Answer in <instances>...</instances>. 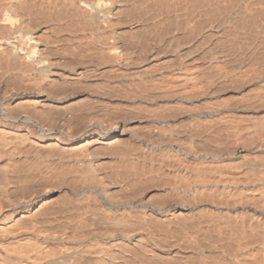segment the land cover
Returning a JSON list of instances; mask_svg holds the SVG:
<instances>
[{
	"label": "rangeland",
	"instance_id": "374dc122",
	"mask_svg": "<svg viewBox=\"0 0 264 264\" xmlns=\"http://www.w3.org/2000/svg\"><path fill=\"white\" fill-rule=\"evenodd\" d=\"M19 1L25 7L22 16L24 15L30 27L27 36H33L31 37L33 42L36 40L34 44L38 49L41 48L40 56L48 58L49 63L59 65L58 67L66 71L64 74L62 71L58 72L60 74L57 73L53 78L57 77L58 84L48 85L45 88L46 90L52 88L49 92L59 98L69 97V103H64L60 107L45 104L39 109L44 116L47 114L46 118L56 119L71 127V134H78L81 124L88 123L89 133L86 141L72 147V163L68 164L67 157L63 158L61 152L47 143L45 150H48L43 156L47 159L46 162L49 160L51 163L50 175H47L43 185L56 187L63 180L65 172L74 171L73 175L70 174L72 177L76 176L75 172H79L77 175L83 176L81 179L84 180L75 178L74 183H69L72 188H77L81 184L94 188L100 184L90 176L95 171L94 173H99L108 186L116 184L114 194L122 198L137 195L136 200L141 202H136L137 209L141 210V205L148 202L152 212L147 218L156 247L154 246V252L148 259L143 260L138 256L142 260L139 258L134 260L135 262L129 261L128 264L246 262L248 255L245 251H242V254L235 253L236 246L246 243V234H238L239 244L234 245L238 243L235 239L218 235L216 224L220 221L226 222L228 219L233 220V216L240 214L247 223L255 225V229L262 232L264 190L251 189L250 197L243 206L226 207L224 204H218L222 200L219 196L221 183L218 190L212 186L219 183L223 169L220 171V168L217 170L205 168L202 163L207 158L210 161L216 157L223 158L224 155L223 159L241 155L243 147H247L249 143L238 138L237 127L249 116L259 118L260 115H264V98L261 96L264 93V0H101L106 2L103 3V7L101 6L102 9L99 8L100 15L107 17L110 13L111 18V20L100 18L102 24L98 21L100 19L90 10L83 9L81 5L84 2L92 4L95 0H40L41 2L35 0L37 3L34 0ZM34 16L35 18H32ZM115 44L125 55V61L124 57L119 55L113 57L111 52L109 53L108 50L111 51ZM0 60V81L3 80L1 76L6 79L4 80L6 83L11 79L17 80L20 77L19 65L13 63L15 66H7L5 61L1 58ZM68 72H72L70 76L67 75ZM176 74L192 76L196 85L178 82ZM66 75L70 78L67 81L63 79ZM214 80L218 83H213ZM216 87H220V90L218 91ZM222 102L224 104H221ZM218 107L220 110L217 109ZM53 111H56V114L52 113ZM202 111L204 113H201ZM232 124L234 126H231ZM106 129L112 132L113 137L106 143H99L96 139L97 135ZM214 138L220 139L217 141ZM83 143L87 145V157L90 155L88 158L91 157V160L97 162L94 163L93 168L91 167L93 170H89L86 174L73 163L77 156L76 149L84 145ZM228 145L232 150H229ZM250 145L254 146V144ZM207 153L214 154L210 156ZM261 155L264 157V148L257 146L250 157L251 162L260 161ZM131 161L133 163H130ZM59 171L62 172L61 175ZM87 175L90 179L86 178ZM189 178H192V181ZM194 186L199 188L205 186L207 191L197 190ZM227 191L232 190L227 188ZM57 197L58 195L55 194L52 201L57 200ZM259 210V213L263 214H259L258 217L255 211ZM242 242L243 244H240ZM143 250L144 248L139 247L136 253ZM259 256L253 255V259H257L256 263L262 264V258Z\"/></svg>",
	"mask_w": 264,
	"mask_h": 264
},
{
	"label": "bare ground",
	"instance_id": "6f19581e",
	"mask_svg": "<svg viewBox=\"0 0 264 264\" xmlns=\"http://www.w3.org/2000/svg\"><path fill=\"white\" fill-rule=\"evenodd\" d=\"M32 2H33V0H32ZM34 2H36V1L34 0ZM39 2H41V1L39 0ZM104 2H106V1L102 2L101 0H95L94 3L92 2V4H87V3L85 4V2H84V4H81V5L84 7L83 9L86 8V9L90 10L96 18H98V19L101 18L103 20H111L110 13L107 17H104V16L100 15V13H99L100 12L99 8L102 9L101 6L104 5L103 4ZM25 3H24V5H25ZM28 3H30V2H28ZM32 5H34V4H32ZM35 5H37V4H35ZM38 5H39V3H38ZM39 7H40V5H39ZM104 7H106V6H104ZM24 8L25 7L23 6L21 1H19V0H0V58L3 61H5V64L7 66H10V65L15 66L13 63H17L19 65V67H18L19 72L18 73L20 74V77L15 81H13L11 79L9 82L7 81V83H6L5 82L6 79L2 76H1V79H3V80L0 81V264H128L129 261H134V260L136 261V259H139L140 257L143 260L148 259L149 257H151V254L154 252L153 248L155 246V244H154L155 240H154V237L152 236V232H151L150 225H149L150 223H148L149 219L147 218V216L152 212V207L148 204V202H147V204L141 205L142 206L141 210L137 209L136 202L137 201L140 202V200H136L137 195H136V197L133 195L134 197L122 198L118 194H114L113 192L116 189V187H114V186H116V184L114 183L113 184L114 186H111V185L108 186V184H106L103 181V178L101 177V175H99V173L98 174L94 173L95 171H93V173H91L90 176L92 178H95L96 180H98L100 184H99V186L94 187V188L87 187L85 184H81L77 188H72L69 183L70 182L74 183L75 178H79V180H80L83 177V176L79 177V175H77L79 172H75L74 175H76V176L72 177L74 171L71 172L72 175H70L71 173L65 172L63 174V177H64L63 180L61 182H59L57 186L55 185L56 187H52V186L50 187V186L43 185V181L47 178V175L48 176L50 175V164L51 163H49V160L46 162L47 159L43 156L45 154V151L48 150V149L45 150L47 143L51 144V146H53L55 150H58L59 152H61L63 158L67 157L66 159H68V164H69L72 161V159H71L72 147L75 145H78L82 142H85L87 135H88L87 133H89V132H88V123L83 122L81 124V128L79 129L80 131L78 132V134H71V127L65 125V123H63V122H59L56 119H49L48 117H47L48 118L47 119L45 117L47 114L44 116L43 115L44 113L42 114L41 110L39 109L40 106H42V105L45 106V104H50L53 107L54 106L60 107L64 103H67V102L69 103V101H68L69 97L59 98L55 94H52L51 92H49V90L52 88H50L49 90H46V88H45L48 85L58 84V83H56V82H58V81H56L57 77H56V79H53V78L55 76H57L58 72L62 71V74H64V72L66 73V71L64 68L58 67L59 65L57 66L54 63H49L48 58H44V57L40 56L39 50L41 48L38 49L36 47V45L34 44V42L36 40L33 42V39L31 38L33 36H31V37L27 36V34L30 32V27L27 24V22L25 21V18L23 17L24 15L22 16V11ZM26 11H28V10H26ZM32 11H33V9H32ZM104 12L106 13V11H104ZM109 12H111V11H109ZM26 13H28V12H26ZM31 13L32 12H30V14ZM24 14H25V12H24ZM106 14H108V13H106ZM111 14H112V12H111ZM27 17H28V15H27ZM111 17H112V15H111ZM32 18H35V16ZM101 19L98 20V21H100V23L102 22ZM134 25H136V24H134ZM31 30H32V28H31ZM116 31L118 32V30H116ZM115 35H112V36L114 37ZM98 36H100V35H98ZM40 40H42V39H40ZM50 40H52V39H50ZM99 40H101V39H99ZM58 45L60 47V44H58ZM57 48H55V49H57ZM65 48H66V46H65ZM59 50H61V49H59ZM63 50L65 51V49H63ZM104 50H106V49H104ZM108 51H109V53L111 52L110 54H112L113 57H116V56L118 57V55H119V57L122 56L125 58V55L120 51L119 47L116 44L113 48H111V51L110 50H108ZM75 56H77V55H75ZM148 58H150V57H148ZM75 59H76V57H75ZM119 59H117V60H119ZM125 60H126V58L124 59V61ZM52 61H53V59H52ZM122 61H123V59H122ZM80 65L82 66L83 63ZM76 66H78V64ZM247 69H249V68H247ZM48 70H50V71H48ZM80 72H81V70H80ZM71 73L68 72L67 75L70 76ZM58 74H60V73H58ZM75 74H77V72ZM229 74H230V72H229ZM67 75L64 76V78H63L66 81H67V79H70L69 77H67ZM175 76L177 79H179L178 82L180 81V83L186 82L187 84L192 85V86L196 85V83L194 85V81H193L194 79L190 75L184 76L182 74H176ZM60 77H62V76H60ZM84 77H85V75H84ZM242 79H243V77H242ZM227 80H228V78H227ZM79 82H78V84L80 85L81 82L80 83ZM214 82H216V84L218 83L215 80L213 81V83ZM59 85H60V83H59ZM192 86H191V88H192ZM213 86H215V85L213 84ZM219 88L220 87H218L217 90ZM200 90H201V88H200ZM217 90H216V92H218L220 89L218 91ZM248 90H250V89H248ZM71 91H72V88H71ZM229 91H231V90H229ZM203 94H205V93H203ZM246 94H247V92H246ZM253 94L255 95V93H253ZM259 94H262V93L260 92ZM69 95H70V93H69ZM261 96H263V98H264V93ZM203 98H204V96H203ZM214 98H215V96H214ZM244 98H245V96H244ZM236 99H237V97H236ZM221 104H224V103L222 102ZM84 107H86V106H84ZM210 108H212V107H210ZM217 109H219V107ZM208 110H210V109H208ZM249 110H251V109H249ZM55 112L53 111L52 113L56 114ZM214 112H217V111H214ZM201 113H204V112L202 111ZM205 113H206V111H205ZM221 115H222V113H221ZM72 116H74V115H72ZM218 116H220V115H218ZM238 116H236V117L238 118ZM260 116L261 117H259V118H250V116H249V118H247V119L245 118L246 120H244L242 122L243 123L242 125H240L239 127L236 126L238 138L240 140L245 141L246 143H249V145L247 144V147H245V148L243 147L241 155H234L230 159H226L227 157L225 159H223L225 157V155L223 154L224 155L223 158H219V157L217 158L216 157V158L210 159V161H208V158H207V159H205L206 162H205V160L204 161L202 160L203 161L202 165L205 168H216V170L220 168L219 169L220 171H222V169H223V176H222L223 179L220 178L219 183L212 186L214 189L218 190L219 189L218 186L221 183L219 196H221L222 200L218 204H221V205L224 204V206H226V207L227 206H229V207L230 206H232V207L243 206L244 204L247 203V201H246L247 198L249 199V197H250L249 191L251 189L253 190L254 188H260V189L264 190V157H262V155H261L262 158L258 162H256V161L251 162V158H250L253 155L254 149L257 148V146H258V148L259 147L264 148V115H260ZM223 117L224 116H222V118ZM228 117H229V115H228ZM225 118H227V115L225 116ZM241 118H243V117H241ZM85 121H87V120H85ZM90 123H89V125H91ZM98 123H100V122H98ZM223 123H225V122H223ZM232 123H233V121H232ZM91 126H93V124ZM225 126H226V123H225ZM231 126H234V125L232 124ZM229 128H231V127H229ZM223 130H224V126H223ZM234 131H235V129H234ZM93 132H91V133H93ZM100 132H102V131H100ZM212 132H214V131H212ZM219 134H221V133H219ZM226 134H228V132H226ZM213 135H214V133H213ZM228 135H230V133ZM231 135L233 137V134H231ZM218 136H216V137H218ZM112 137H113L112 132L109 131L108 129H106V130H103V132L101 134L99 133V135H97L96 139L99 143L103 144V143H106L107 140L111 139ZM184 138H186V136ZM215 139L216 138H214V140ZM218 139H220V138H218ZM218 139H216V140L218 141ZM225 139L223 141H225ZM190 140H192V139H190ZM211 140H212V138H211ZM235 142H236V140H235ZM95 143H97V142H95ZM229 143L230 142H228V144ZM191 144L194 146L193 143H191ZM250 144H254V146L251 147ZM229 145L227 147H229ZM86 146H87L86 144L78 146V148L76 149L77 156L73 160V163H75V165L77 167L81 168L82 169L81 172L84 174L89 172V170L92 171L93 170L92 166L94 165V163L95 164L97 163V162L91 160L90 159L91 157L88 158L90 155L87 157V150L88 149L86 148ZM98 147H99V145H98ZM185 147H187V146H185ZM220 147H221V145H220ZM97 149H99V148H97ZM214 149H216V146L214 147ZM229 150H232V149H230V147H229ZM209 151H211V149ZM217 151L219 152V150H217ZM48 152H50V151H48ZM229 153H231V152H229ZM89 154H91V153H89ZM192 154H193V152H192ZM212 154H214V153H212ZM212 154L207 153V155H210V156ZM203 156H205V155H203ZM63 158H62V160H63ZM130 163H133V162L131 161ZM189 163H190V161H189ZM186 164H188V163H186ZM127 165H128V163H127ZM62 168H64V167H62ZM71 170H73V169H71ZM77 170H78V168H77ZM61 171H59L60 175L62 173ZM133 171H134V169H133ZM52 172H53V170H52ZM132 173H134V172H132ZM51 174H53V173H51ZM182 174H183V171H182ZM193 174H195V173H193ZM53 176H55V175H53ZM55 177H57V176H55ZM58 177H59V174H58ZM128 177H129V175H128ZM204 177H206V176H204ZM86 178H89V175H87ZM202 178H203V176H202ZM206 178L211 179L208 177H206ZM121 179L127 180L125 178H121ZM189 179H190V181H192L191 180L192 178H189ZM81 180H84V179H81ZM133 182H135V181H133ZM143 182H145V181H143ZM182 184H183V182H182ZM119 185H121V184H119ZM117 188H119V187H117ZM194 188L197 190L200 189V191H201V189L202 190L205 189V186H201L200 188L197 186H194ZM227 188H230L232 191H227ZM197 190H196V192H197ZM256 191H257V189H256ZM128 193L129 192H127V194ZM138 193H139V191H138ZM55 194H57L58 197H57V200H55L53 202L52 200H53V196ZM60 194H62V195L60 196ZM130 194H132L131 191H130ZM143 195H144V193H143ZM188 197H190V196H188ZM258 198H259V196H258ZM149 200H151V199H149ZM141 201L143 202L144 200H141ZM192 201L195 203L193 198H192ZM263 202H264V200H263ZM144 203H146V201H144ZM189 203H191V202H189ZM189 203H187V204H189ZM202 204H203V202H202ZM213 204H214V202H213ZM191 208H193V207H191ZM198 208H200V207H198ZM157 209H156V211H157ZM227 209L231 210V208H227ZM241 209L243 210L244 208L241 207ZM198 211H200V210H198ZM232 211H233V209H232ZM154 212H155V210H154ZM165 212L166 211H164V213ZM249 212L251 213V210ZM259 212H260V210L255 211V213L258 214V217H259V214H261ZM226 215H227V213H226ZM228 215H229V213H228ZM223 216L225 217V215H223ZM219 217H221V216H219ZM233 217H234V219L232 218L233 220L228 219V221H226V222L215 221V222H217L216 229H217L218 235L227 236V238L231 239V240L233 238L236 240V242H238L237 235L240 233L246 234L247 240L246 239L243 240L244 242L246 240V243H244V244H243V242L240 243V244H243L245 247H243V245L239 246L238 245L239 242L237 244H234V245H238V246H236L237 248H236L235 253H241L242 254V251H245V253L248 255L246 262H243L242 264H258L255 262V260L257 261V259H255V260L253 259V255H260L262 258V264H264V230L262 229V232H260L261 230L257 231L255 229V225H252L251 223H247L245 218L243 217V215L239 214V215H236ZM226 218H227V216H226ZM218 220H221V219L218 218ZM225 220H227V219H225ZM257 220H258V218H257ZM186 223H188V222H186ZM252 223H253V221H252ZM253 224H255V223H253ZM262 226H263V224H262ZM205 227H206V225H205ZM209 228H211V226ZM246 237H244V238H246ZM240 239H243V238H240ZM158 240H159V237H158ZM234 245H233V247H234ZM159 246H161V245H159ZM207 246H209V245H207ZM139 247L144 248V250L139 251L140 253L138 252V254H139L138 255L136 252L139 250ZM229 248H231V247H229ZM168 250H170V249H168ZM212 252H214V251H212ZM164 253H166V252H164ZM138 256H140V257H138ZM153 257H154V255H153ZM237 257H239V255ZM137 262H138V260H137ZM146 262H148V261H146ZM150 262H152V261H150Z\"/></svg>",
	"mask_w": 264,
	"mask_h": 264
}]
</instances>
